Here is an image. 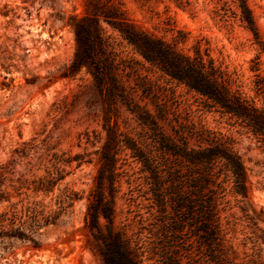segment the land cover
I'll return each instance as SVG.
<instances>
[{
    "label": "rangeland",
    "instance_id": "rangeland-1",
    "mask_svg": "<svg viewBox=\"0 0 264 264\" xmlns=\"http://www.w3.org/2000/svg\"><path fill=\"white\" fill-rule=\"evenodd\" d=\"M110 1L150 36L211 60L233 90L264 108V0H247L258 38L242 22L237 0ZM90 11L89 0H0V264H104L85 217L107 141V107L88 67L68 74L78 49L74 21ZM103 26L134 100L156 118L163 110L159 125L168 136L193 123L230 140L247 186L246 198L236 195L222 170L214 188L219 235L205 239L199 215L183 222L169 196L157 204L150 173L121 150L116 232L140 264H264V139L204 109ZM110 125L122 144L131 139L159 156L151 130L120 102Z\"/></svg>",
    "mask_w": 264,
    "mask_h": 264
},
{
    "label": "trees",
    "instance_id": "trees-1",
    "mask_svg": "<svg viewBox=\"0 0 264 264\" xmlns=\"http://www.w3.org/2000/svg\"><path fill=\"white\" fill-rule=\"evenodd\" d=\"M237 1L242 22L258 38L247 0ZM89 4L92 11L74 21L78 49L68 74L88 67L98 94L107 107L108 117L104 125L107 141L85 217V227L95 238V244L90 243L91 248L100 255L104 264H140L126 240L115 229L116 164L121 150L131 151V157L142 162L150 173L157 204L164 206L165 197L169 196L180 221L194 220L198 214L200 230L207 233L204 238L218 239L217 191L214 188L220 187L218 180L224 170L236 195L247 197L246 172L241 157L230 140L212 136L203 129L196 130L193 123L175 129L174 136L165 134L159 125L164 117L163 110H160L159 117L153 116L134 100L120 81L115 42L103 24L117 32L145 64L198 96L204 109L228 117L261 139H264V108L233 90L226 75L211 60H205L198 53L194 57L185 55L163 40L150 36L128 21L120 7L110 0H89ZM118 102L134 114L141 125L151 130L159 156L144 152L131 139L122 144L115 125H110L114 105ZM160 157L165 159L164 164L159 162ZM218 168L219 171L215 172Z\"/></svg>",
    "mask_w": 264,
    "mask_h": 264
}]
</instances>
